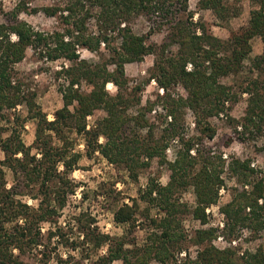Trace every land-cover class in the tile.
I'll list each match as a JSON object with an SVG mask.
<instances>
[{
	"label": "trees",
	"instance_id": "obj_1",
	"mask_svg": "<svg viewBox=\"0 0 264 264\" xmlns=\"http://www.w3.org/2000/svg\"><path fill=\"white\" fill-rule=\"evenodd\" d=\"M252 1L259 8L253 11L249 25L228 41L205 29L198 33L188 0H68L63 7L44 9L49 15L61 11L64 29L54 32L35 29L21 19L20 13L27 9L21 3L6 14L0 10V124L2 120L12 123L9 127L0 125V149L4 152L0 161V264H47L52 260L55 264H85L86 260L90 264H153V260L157 264H241L234 249L222 250L213 245L216 234L212 229H198L190 238L200 247L192 259L185 250L188 237L182 216L192 213L195 219L206 221L207 208L219 201L227 169L244 188H238L230 203L222 207L225 229L232 234L238 227H249L255 233L264 229V176L249 159L232 157L227 161L222 153L205 145L216 134L211 118L220 116L228 108L227 102L236 98L232 87L220 78L239 70L252 51L253 37L260 36L264 41V0ZM201 5L217 15L226 9L223 0H201ZM180 12L187 13V18L178 17ZM94 14L97 25L91 31L88 20ZM137 15L154 25H171L168 40L179 45L178 51L170 55L165 50L158 52L147 36L135 33L130 23ZM79 47L106 52L101 53L100 62L90 64L80 57ZM28 49L41 59L70 63L62 69L68 80L62 88L63 106L52 120L38 103L37 94L23 90V81L16 73L15 66L26 57ZM149 54L157 56L152 77L164 92L144 105L143 85H130L126 64L143 61ZM83 82L91 86L90 91L81 89ZM108 83L116 86V93L107 89ZM173 84H182L186 97H175L171 93ZM244 92L250 94L244 129L263 131L264 82L259 77L251 80ZM19 104L27 111L26 119L16 112ZM159 106L164 115L158 111ZM97 110H104L105 115L89 126L88 116ZM188 110L194 114L196 131L191 136L185 133ZM152 111H156L157 118H165L162 127L147 116ZM29 119L36 122L31 145L22 139V129ZM71 132L85 138L87 156L98 152L135 180L154 158L167 164V184L150 178L139 196L158 209L151 218L157 231L152 232L149 245L139 246L128 235L103 233L89 210L60 224L71 196L80 187L72 174L80 168L83 155L76 151ZM102 136L104 142L100 141ZM174 140L179 145L170 160L166 151ZM5 169L13 174L10 186ZM114 186L115 182L103 186L101 195L117 202L120 191ZM189 186L197 196L192 211L178 196ZM140 211L134 198L114 211V220L128 224L131 230ZM48 223L55 224V228L44 230ZM73 231L77 237L69 233ZM128 243L132 248L127 247ZM104 245H108L107 253L93 257L92 251ZM63 247H71L82 256L76 257L71 250L64 256L60 251ZM181 253L186 255L179 259ZM245 263L264 264V250L249 254Z\"/></svg>",
	"mask_w": 264,
	"mask_h": 264
},
{
	"label": "rangeland",
	"instance_id": "obj_2",
	"mask_svg": "<svg viewBox=\"0 0 264 264\" xmlns=\"http://www.w3.org/2000/svg\"><path fill=\"white\" fill-rule=\"evenodd\" d=\"M68 0H0V10L2 14L12 11L17 4L25 5L27 9L20 13L21 19L27 21L35 29L46 32L62 31L64 23L61 11L55 15H49L45 12L46 7H63ZM226 7L222 15H217L212 9L203 8L201 0H188V8L193 12L194 27H197L198 33L205 29L208 33L228 41L236 33H241L250 23L253 11L259 6L252 0H223ZM24 6V7H25ZM96 11V10H95ZM88 20V26L91 31L96 30V14ZM178 17L187 18V13L180 12ZM131 27L137 34L148 37V42L156 46L158 52L165 50L167 55L176 53L179 45L169 42V34L171 25H154L145 16L137 15L131 21ZM170 44H169V43ZM252 51L245 58L237 72L222 76L221 82L232 87L236 98L227 102V109L220 116H213L211 121L216 128V134L213 139L206 140L205 145L213 151L220 152L229 161L232 157L241 159H249L260 176H264V130L256 129L245 130L243 121L249 106V92H244L251 80L259 77L264 82V41L260 36H255L250 40ZM80 57L86 59L90 64L101 61V53H105L106 49L101 52H92L85 47H79ZM156 54L145 56L143 61L132 62L126 64V75L130 79V85L141 83L143 90L141 91L142 101L145 105L148 100L154 101L158 94L164 92L159 86L155 77H152V69L155 67ZM263 57V58H262ZM69 62L64 60L50 61L41 59L33 49H28L26 57L16 64L15 70L18 77L23 81V90L25 92H35L37 101L42 106L44 112L50 120L54 119V113L63 106L62 88L67 84V75L62 72L63 65L69 66ZM190 67V66H189ZM84 92H88L91 86L87 82L82 83ZM107 89L111 93H116L117 88L113 83H108ZM171 93L175 96L186 97L187 91L182 84L171 86ZM17 114H21V118L27 117V111L22 104L17 106ZM162 114L164 110L162 106L157 107ZM15 110V109H14ZM136 108H133V112ZM105 115L104 110H97L93 115L88 116L89 126L95 124L97 120ZM164 115V114H163ZM149 119L157 126L162 127L165 118H157L156 111L147 114ZM187 135H194L195 124L194 114L188 110L184 116ZM13 121V120H12ZM3 126H11V122L2 120ZM146 132V131H145ZM145 132L143 134H145ZM9 132H6V134ZM36 122L34 120H26L25 127L22 129V139L27 145H31L35 140ZM72 139L76 142V151L82 153L80 159V168L72 174L80 187L76 194L70 198L69 205L63 212L60 224L73 221L75 215L81 211L89 210L97 219L99 230L111 236L128 235L130 239L139 246L149 245L152 241L151 234L155 229L151 218L158 214V209L149 206L147 203L139 199L140 193L145 190L150 178L165 185L169 181L170 170L167 164H160L158 158H154L150 167L141 171L138 179L128 176V173L115 165L111 164L103 158L98 152L94 156L86 155L85 138L76 132H71ZM104 142L103 136L100 139ZM179 142L172 141L167 148V155L170 160L175 157ZM4 159V152L0 149V161ZM8 186L13 182V174L9 169H5ZM225 186L221 189L218 203L208 207L209 212L206 221L197 220L192 213H185L182 216V224L184 233L188 239L185 241V250L191 254L194 259L197 256L200 247L191 242L190 238L196 230H209L215 232L212 240L213 245L218 249L231 248L234 249L239 257L241 264H246L245 260L249 254L255 253L259 249L264 250V229L255 233L249 227H238L235 233L225 229L226 215L222 207L230 203L232 194L239 188H244L234 176H231L226 169L224 173ZM115 182V188L120 191L117 202L115 200H106L101 193L103 186H110ZM249 188V187H245ZM85 192L86 194H83ZM181 201L186 202L192 211L197 205V196L192 186H189L178 193ZM137 199L140 204L141 211L137 214V222L130 230L128 224H119L114 220V211L124 202L132 203L133 199ZM30 202H35L28 198ZM224 223V225H222ZM55 228V224H45L44 230ZM70 231V230H69ZM72 236H78L76 231L69 232ZM132 244L128 243L127 247L132 248ZM72 248H60L61 253L65 254ZM108 245H104L97 251H92V256L106 254ZM76 257H81L82 253L77 250L72 251ZM186 254H179L182 259ZM157 264L155 260L152 262ZM37 264H44L37 262ZM47 264H55L52 260ZM85 264H90L86 260ZM113 264H123L121 261H115Z\"/></svg>",
	"mask_w": 264,
	"mask_h": 264
},
{
	"label": "built area",
	"instance_id": "obj_3",
	"mask_svg": "<svg viewBox=\"0 0 264 264\" xmlns=\"http://www.w3.org/2000/svg\"><path fill=\"white\" fill-rule=\"evenodd\" d=\"M207 211L209 212V208H207ZM222 225H224V223H222Z\"/></svg>",
	"mask_w": 264,
	"mask_h": 264
}]
</instances>
